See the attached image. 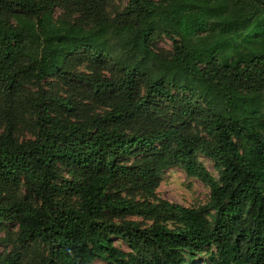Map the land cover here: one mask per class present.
Instances as JSON below:
<instances>
[{
	"label": "trees",
	"instance_id": "obj_1",
	"mask_svg": "<svg viewBox=\"0 0 264 264\" xmlns=\"http://www.w3.org/2000/svg\"><path fill=\"white\" fill-rule=\"evenodd\" d=\"M123 1L0 0V264H264V0ZM174 169L205 205L157 196Z\"/></svg>",
	"mask_w": 264,
	"mask_h": 264
},
{
	"label": "rangeland",
	"instance_id": "obj_2",
	"mask_svg": "<svg viewBox=\"0 0 264 264\" xmlns=\"http://www.w3.org/2000/svg\"><path fill=\"white\" fill-rule=\"evenodd\" d=\"M121 4L124 5V1L122 2V0H112V6L115 9H120ZM75 18H76L75 14L69 10H66V8H59L57 6L54 7V19L60 22H63V24H65L66 26H69L74 21ZM171 45L172 44L168 39L162 38L156 43L155 50L164 56H168L171 52ZM78 62L79 64H77ZM77 63L73 65L72 67L73 72L79 71V72L87 73L89 75L93 74V72L90 71L91 69L89 68L88 63L82 62L79 59L77 60ZM89 78L92 79L91 77ZM49 82L51 84V81ZM73 82L74 81H72V83ZM65 86L67 89L68 86L67 85ZM47 87L49 89V85ZM50 89L52 90L53 93H62L61 84L59 83L58 84L53 83ZM109 100H112L115 102L116 98L114 95L111 96L107 94L105 97L101 99V102H107ZM194 102H196L195 103L196 109L202 108L200 102H197V101H194ZM158 108L161 110L162 113H167L163 121L166 120L167 117L173 114V109L168 108L167 105L161 104V105H158ZM161 115L163 114H159V116ZM190 127L194 132H198L199 134L204 135L203 128L200 124L195 123V124H192ZM2 132H3V129L0 125V135L2 134ZM31 137H32V132L26 125L20 126L17 132L15 133V138L17 141L26 140ZM196 160L197 162L202 164L213 175L218 176L217 170L214 168V164L209 159H207L206 157L202 155H198L196 156ZM70 176L72 177V174ZM119 191L122 196L130 197V194H128L127 191L123 189ZM156 194L161 199L167 200L172 203H177L186 208H197L199 206L205 205L208 202L210 191L206 186H204L197 179L188 178L185 175V173L181 171L180 169H174V170H169L166 173L159 188L156 190ZM72 202H74V200ZM127 220H133V221L139 222L144 227L150 224V221L142 220L141 218L136 217V216L127 217ZM6 230L7 231L12 230V227L9 226L6 228ZM3 236H4V233H0V237H3ZM114 243L116 246H118L125 252H129V249L121 242L115 241ZM11 247L13 246L9 245L6 248L4 246H0V254L11 251ZM204 258H205L204 256H200V257L198 256L193 261L192 264H204L203 263ZM94 264H105V263L97 261Z\"/></svg>",
	"mask_w": 264,
	"mask_h": 264
}]
</instances>
